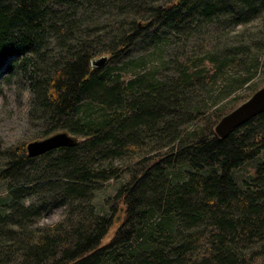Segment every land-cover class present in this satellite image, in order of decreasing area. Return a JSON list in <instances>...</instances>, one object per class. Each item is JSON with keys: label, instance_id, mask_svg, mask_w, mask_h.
I'll list each match as a JSON object with an SVG mask.
<instances>
[{"label": "trees", "instance_id": "1", "mask_svg": "<svg viewBox=\"0 0 264 264\" xmlns=\"http://www.w3.org/2000/svg\"><path fill=\"white\" fill-rule=\"evenodd\" d=\"M108 9L120 16L114 30L101 25ZM262 15L264 0H0V76L26 80L45 136L75 139L41 157L24 145L6 152L0 179L16 187L20 214L0 212V264H264V111L224 138L214 132L237 105L218 101L258 69L249 50L264 51V39L215 35ZM140 44L175 51L150 67L154 57L131 61ZM255 161L248 179L237 176ZM120 172L109 211H95L98 185ZM47 178L57 182L44 194L77 220L26 232L31 210L18 204Z\"/></svg>", "mask_w": 264, "mask_h": 264}, {"label": "rangeland", "instance_id": "2", "mask_svg": "<svg viewBox=\"0 0 264 264\" xmlns=\"http://www.w3.org/2000/svg\"><path fill=\"white\" fill-rule=\"evenodd\" d=\"M121 18H124V16H121ZM100 19H102L101 25L103 27L108 26V29L109 27H112L113 30L118 27V23L120 22L119 14L112 9H108V12H104L100 16ZM222 24L223 23H221V25ZM214 30L216 31V27L212 26L206 28L205 32L207 33L208 31H212V33L215 35ZM221 30L223 31L222 33L218 32V34L215 35V39L218 38V41L221 37V41H225L227 42V44H230V42L231 44H247V46L256 44L259 45L261 48L262 41L264 39V15H262L260 18H255L253 20L251 19L245 25H236L234 27L228 26L227 28L225 26H222ZM193 42L194 40L190 41L189 44L191 45ZM147 46L148 45L144 44L136 46L134 53L131 55V61L133 63L139 62L142 58L143 60H147L149 62L151 59L150 57H154L155 60L152 59L153 62H150L151 67L152 65H157L161 62L164 63V60L167 61L169 59V53H173L175 51V47L170 48V52L167 51L166 53L168 54L164 56L162 54H159V48L155 49L153 46L148 48ZM249 51L250 53H253V59L256 58V60L258 61V69L253 72L251 80L246 85L240 88H236L227 97L218 101L217 105L214 108L228 107L232 104H237L236 106H238L251 96L250 95L249 97H246L247 94H250L255 88L264 83V51L260 49L253 50L252 48ZM152 54L153 56H150ZM173 72L174 71L171 67L168 68L167 71L159 70L157 77H159L161 74L170 76L173 74ZM12 78H15L16 82L21 85L26 84V80L22 76H20L19 72L17 71H14L11 75L0 76V82L11 80ZM32 115L35 125V131L26 139L25 143L23 144L24 146H26V144L31 141L40 140L42 138L47 137L45 136V131L50 127L45 120L40 118L41 115L39 113H36L35 110L33 111ZM189 125L190 123L185 124V126ZM7 151L8 150H6L2 145H0V170L5 167L8 158V156L6 155ZM51 158H53V156L50 157V159ZM127 162L128 161H126V159L124 158H115L110 161V165L113 167L125 168ZM256 163L257 161L239 170L237 172V176H240L241 179H248L253 169V166ZM47 179L49 180L38 182L39 184H37L36 188L34 189L36 192H30L29 194H25L23 196V199L20 200L21 202H19L18 204L19 207L23 206V208H29L28 210H31L29 211V216L22 221V225L26 228V232H29L30 230H41L35 227L37 219L41 216L51 214L53 210H58V212L56 213L57 215H66V219H64V222L70 223L77 220V218H75L74 216H69L68 209L61 204V200L57 196L56 192L44 194V187H48L46 185H51L57 182L54 178ZM126 180L127 177L123 175V172H120L119 176H117L116 178L110 179L106 182L99 184L92 198V206L94 207L93 209L95 211H99V213L101 214L107 213V211H109V203L111 197L114 195L119 185L125 182ZM21 185L22 184L18 186ZM15 188L12 185H9L7 181L5 182L0 179V212L4 211L6 213H12L14 215L20 214V210H17L16 208L17 204H13V199H9V194L14 191ZM13 221H18V219L14 218ZM119 224L120 223H115L114 225H112V227L108 231V234L102 241V244L107 243L111 239ZM13 227H18V224H15Z\"/></svg>", "mask_w": 264, "mask_h": 264}, {"label": "clouds", "instance_id": "3", "mask_svg": "<svg viewBox=\"0 0 264 264\" xmlns=\"http://www.w3.org/2000/svg\"><path fill=\"white\" fill-rule=\"evenodd\" d=\"M54 92V90H53ZM50 92L53 100L58 93ZM36 95L27 84H19L15 78L0 82V145L6 150L22 146L35 131L33 110ZM58 210L37 219L35 227L43 230L63 223L66 215H57Z\"/></svg>", "mask_w": 264, "mask_h": 264}, {"label": "water", "instance_id": "4", "mask_svg": "<svg viewBox=\"0 0 264 264\" xmlns=\"http://www.w3.org/2000/svg\"><path fill=\"white\" fill-rule=\"evenodd\" d=\"M102 62V60L98 61L99 64ZM263 111L264 85L252 93L247 100L221 117L214 127V132L219 138H224L233 129L240 127ZM74 143L75 139L66 132H57L27 143L25 150L28 157L34 158L63 146H72Z\"/></svg>", "mask_w": 264, "mask_h": 264}]
</instances>
